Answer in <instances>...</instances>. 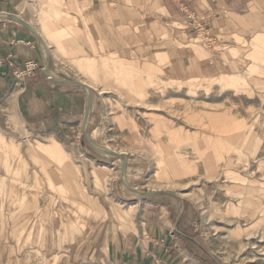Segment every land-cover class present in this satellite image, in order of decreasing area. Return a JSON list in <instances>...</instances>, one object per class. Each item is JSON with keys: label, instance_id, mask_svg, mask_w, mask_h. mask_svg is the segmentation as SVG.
Returning <instances> with one entry per match:
<instances>
[{"label": "rangeland", "instance_id": "1", "mask_svg": "<svg viewBox=\"0 0 264 264\" xmlns=\"http://www.w3.org/2000/svg\"><path fill=\"white\" fill-rule=\"evenodd\" d=\"M57 1L25 0L24 15L45 60L84 86L85 118L70 139L0 124V264H86L133 189L188 199L211 264H264V28L231 66L178 73L150 1ZM100 2L121 42L92 29Z\"/></svg>", "mask_w": 264, "mask_h": 264}, {"label": "crops", "instance_id": "2", "mask_svg": "<svg viewBox=\"0 0 264 264\" xmlns=\"http://www.w3.org/2000/svg\"><path fill=\"white\" fill-rule=\"evenodd\" d=\"M148 1L171 28L168 48L163 51L169 59H176L169 64L174 70L169 71L181 73L192 66L209 73L208 68L215 71L229 66L240 60L245 45L248 52L252 39L264 28V0ZM104 7L100 2L95 9L92 29L108 43L121 42L105 24ZM26 8L25 0H0V124L13 133L25 126L29 133L70 139L85 118L84 86L59 75L56 66L45 60L40 37L24 15ZM104 27L107 34H103ZM25 62L35 63L36 68L30 75L18 76L15 70H23ZM89 108L90 99L87 112ZM138 191L133 189L136 196L130 198L132 210L127 209V216L102 223L90 243L79 250L81 261L211 264L194 233L193 204L170 190Z\"/></svg>", "mask_w": 264, "mask_h": 264}, {"label": "built area", "instance_id": "3", "mask_svg": "<svg viewBox=\"0 0 264 264\" xmlns=\"http://www.w3.org/2000/svg\"><path fill=\"white\" fill-rule=\"evenodd\" d=\"M23 66H24L23 70H19V69L15 70V73L18 76L30 75L34 72V69L36 68L35 63L33 62H25Z\"/></svg>", "mask_w": 264, "mask_h": 264}, {"label": "bare ground", "instance_id": "4", "mask_svg": "<svg viewBox=\"0 0 264 264\" xmlns=\"http://www.w3.org/2000/svg\"><path fill=\"white\" fill-rule=\"evenodd\" d=\"M38 1V0H37ZM39 1H42V0H39ZM55 2H58L57 0H55ZM51 72V71H50ZM54 78H56V77H54ZM91 92V91H90ZM99 150H101V151H105V149H103V148H99ZM116 152V151H115ZM115 152L114 151H111V153H114L115 154ZM116 153H118V152H116ZM120 155V154H119ZM123 181H125L126 182V179L124 178L123 179Z\"/></svg>", "mask_w": 264, "mask_h": 264}, {"label": "water", "instance_id": "5", "mask_svg": "<svg viewBox=\"0 0 264 264\" xmlns=\"http://www.w3.org/2000/svg\"><path fill=\"white\" fill-rule=\"evenodd\" d=\"M25 24H26V23H25ZM26 25H27V24H26ZM27 26H28V25H27ZM117 154H119V153H116V152H115V155H117ZM140 193H143V192H140Z\"/></svg>", "mask_w": 264, "mask_h": 264}]
</instances>
